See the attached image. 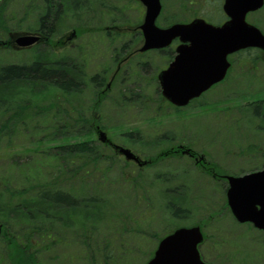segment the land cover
<instances>
[{
	"label": "rangeland",
	"instance_id": "374dc122",
	"mask_svg": "<svg viewBox=\"0 0 264 264\" xmlns=\"http://www.w3.org/2000/svg\"><path fill=\"white\" fill-rule=\"evenodd\" d=\"M62 1L66 3L65 12L56 26L57 32L59 31L57 36L50 39L52 44L38 43L29 49H16L15 40L8 37L9 33L40 32L29 29L32 24L29 20L18 23L26 14L27 0L9 2L10 30L0 33V64L31 63L36 59L53 64L66 60V58H77L78 52L82 49L84 57L87 61H91L87 68L91 76L100 70L103 64H109L107 84L117 65L113 59L125 45L124 43H128L129 48L126 53L120 51L121 58L131 49H138L142 45L140 30L137 26L143 21L144 5L139 0H102L104 5L100 6L95 3L92 6L94 9L87 12L85 9L88 8L83 7L75 11L73 7H69L67 0ZM38 2L41 0H37ZM161 2L163 11L157 21L160 26L189 22L196 17H205L216 24L226 19L222 8L224 0H161ZM96 9L95 14L93 11ZM39 12L35 9L31 12L33 13L31 17H38ZM74 12L79 13L74 14ZM248 21L264 33V8L251 12L248 15ZM85 25L86 27L114 26L115 31L122 33L121 41L112 43L107 34L97 30L86 31L87 33L85 32L80 37H70L74 29ZM11 40L12 42L5 46L1 43ZM259 54L260 59H255ZM160 56L157 50H150L143 54L137 53L122 64L119 73L115 79H112V82L117 81L114 85L112 83L110 96L117 102L120 98L119 94L130 93L134 89L135 93H143L141 96L152 99L149 102L152 107L132 106L131 110L123 114L122 110L114 105H103L102 122L107 127L105 131L111 139L115 143L131 148L142 158H146V155H154L159 147H156L157 142L153 141V138L151 142L143 138L166 134L169 138L167 140H171L174 145L166 147L168 145L166 143L157 146L164 147L165 150L179 144L190 146L200 154H204L207 160L215 163L217 165L215 170L219 174L238 176L264 169V61L262 51L251 49L233 55L231 57L233 65L226 80L204 93L202 97L193 102L192 106L178 111L169 109L157 92L158 81L155 79L164 67ZM142 63H147L148 66L141 67ZM124 72L127 73L128 79L121 83L119 76H122ZM87 82L80 97H85L90 89H95L93 83ZM16 88H19L18 91H15ZM16 88L4 90L0 95L6 97L11 94L26 97L33 94L39 100L44 101L49 99L55 90L53 87L41 90L39 86L28 87V85ZM202 102L204 105L196 106ZM155 115L156 117H153ZM37 129L36 131L21 130L24 132L20 138L24 141L21 146L22 151L30 147L41 136L36 135L37 132L44 131V129L38 131ZM127 130H140L139 138L142 142H134L125 137L122 131ZM94 138L97 140L95 134ZM16 139L15 142H17ZM57 141L60 142V140ZM253 147L257 148L256 152L252 151ZM42 155L25 152L21 156H16L14 161L6 158L1 165L8 168L16 163L10 170L13 171L17 180L19 179V174L16 172L18 168L22 172L28 167L34 168L43 158ZM178 158L166 159L152 167L142 169L145 182L140 184L139 191H132L139 195L146 193L151 199L148 202L140 200L136 206L134 205L135 194L120 179L117 169L114 168L107 174L100 169V173L90 180L93 184L101 177L106 178L102 182L100 192L108 198V205L96 217L91 216L88 219L77 212V215L73 217L74 223L78 224L84 219L89 222L93 220L100 227L98 234L101 237L122 242V246L117 249L120 252L113 253L110 264H143L148 258L147 254L157 243L155 237H149L152 232L158 233L161 237L177 227H189L196 224L204 225L205 241L201 244L200 251L208 263L264 264V231L248 223H239L234 218L227 204L225 205L228 184L224 179H216L210 172H203L201 167L200 170L193 160L186 156ZM122 160L125 162L124 159ZM131 166V171L136 174L138 166L133 164ZM52 171V168L45 170L41 173V177L49 178L54 175ZM157 173L171 174L172 177L164 183L161 178L155 177ZM177 205L186 210L175 216L174 211ZM124 217L128 219L126 228H122L118 222ZM21 221L17 223L20 227L23 226ZM77 227L66 229V235L69 236V233L75 231ZM142 230L150 233L146 237L151 241L140 240ZM102 240H97L101 242L100 245ZM97 241H94V244ZM70 244L71 241L68 240L66 246L43 253L41 258L44 262L51 264H87V262L88 264H103L102 258L97 253H87L78 245L71 246Z\"/></svg>",
	"mask_w": 264,
	"mask_h": 264
},
{
	"label": "trees",
	"instance_id": "16d2710c",
	"mask_svg": "<svg viewBox=\"0 0 264 264\" xmlns=\"http://www.w3.org/2000/svg\"><path fill=\"white\" fill-rule=\"evenodd\" d=\"M67 1L69 7H73L75 11L85 7L88 8L85 10L89 12L94 9L92 6L95 3L100 6L104 5L102 0ZM9 2L11 0H0V33L10 30ZM26 4V14L18 23L26 20L31 21L29 29L45 32L48 36L47 44H50V39L57 36L59 32H57L56 26L62 20L66 3L62 0H41L38 3L37 0H27ZM35 9H38L40 14L36 18H32L31 14L33 13L31 12ZM93 12L96 14L97 9ZM78 13L74 12V14ZM84 27H78L81 30V32L78 30V37L84 35L86 31L83 29L86 30L90 26L86 27L85 25ZM101 28L103 26L93 27L95 30H103ZM104 34L108 35L112 43L121 41L122 33L109 31ZM124 44L120 50L122 52L128 51L129 48L127 47L128 43ZM120 51L117 53L116 59L121 54ZM78 53L79 55L75 59L66 58V60L53 64L41 59L33 60L31 63L0 64V93L22 85L39 86L41 90L48 87L55 89L54 93H51L52 96L44 101L39 100L33 94L26 97L11 94L6 97L0 95V264H51L43 261L42 254L66 246L68 240L71 241V246L78 245L81 250L87 253H97L102 258L103 264H110L113 253L119 251L117 249L122 246V242L118 240H107L105 237H101L98 234L100 227L93 220L85 221V219L91 216L96 217L99 212H103L109 202L108 198L100 192L102 182L106 178L101 177L93 184L90 179L99 174L100 169H103V173L107 174L115 168L120 179L133 192L134 190L139 191L140 184L145 182L144 175L142 168H138L137 173L134 174L131 171V162H122L123 160L112 149L96 140L94 134L96 135L97 125L104 129L107 128L102 122L101 109L103 105H114L125 114L133 107L148 108L151 106L149 102L152 99L141 96L143 93H135L133 89L130 93L119 94L120 98L117 102L107 94L109 91L102 92L107 80V68L103 67L91 76L87 71L91 61H87L82 49ZM258 58V56L255 57V59ZM140 65L145 67L148 64ZM127 79V75H122L119 80L122 83ZM87 81L93 83L95 89H90L85 97H80ZM18 89L16 88L15 91ZM140 99L141 103L139 104ZM37 128L44 129V131ZM25 129L40 130L36 135L41 136L30 147L22 151L21 146L24 141H21L20 138L24 132L21 130ZM122 132L129 140L142 142V139L139 138L140 130ZM151 138L157 142V145L168 143L166 146L168 147L173 144L171 140H167L166 134L151 135L143 140L151 142ZM50 140L54 144L50 145L53 142H47ZM157 145L156 147L159 149L154 155H146L152 160V164L147 165L146 168L176 157L174 154L173 157L169 153L166 154L168 150ZM253 148L252 151L256 152L257 148ZM25 152L35 155L43 154L41 156L43 158L34 168L28 167L24 172L17 167L16 172L19 174V179L16 180L15 174L10 170L16 163L11 164V167L8 168L2 167L1 163L6 158L14 161L16 156H21ZM49 168H52L54 175L42 178L41 173ZM155 177L161 178V181L166 183L172 176L171 174L157 173ZM150 199L151 197L146 193L135 194L134 205L139 204L140 200L148 202ZM185 210L177 205L174 215L185 212ZM77 212L82 216L85 215L86 218L75 224L73 217L77 215ZM20 220L23 223L22 227L17 225ZM118 222L122 228H126L128 219L126 220L124 217ZM73 226L78 227L67 236L66 229ZM149 234L148 231L142 230L140 240L151 241L146 237ZM149 237L157 239V246L163 235L160 237L158 233L152 232ZM100 239H103L101 245L99 244L101 242L97 241ZM94 241L97 243L94 244ZM156 246L147 254L148 258L144 260L143 264L151 258Z\"/></svg>",
	"mask_w": 264,
	"mask_h": 264
},
{
	"label": "water",
	"instance_id": "95a60500",
	"mask_svg": "<svg viewBox=\"0 0 264 264\" xmlns=\"http://www.w3.org/2000/svg\"><path fill=\"white\" fill-rule=\"evenodd\" d=\"M147 7L141 29L144 45L141 51L163 47L176 37L189 45L180 47L179 55L160 75L164 95L178 105L187 104L216 82L221 81L230 66L228 55L247 47L264 51V34L247 21V14L264 5V0H225L224 10L229 19L214 25L203 18L170 27L157 26L161 0H141ZM75 34V33H74ZM73 34V36H74ZM16 46L29 47L40 40L37 34L12 33ZM99 139L109 141L105 131ZM127 160L145 164L130 149L110 141ZM228 204L240 222H252L264 230V169L244 175L226 176ZM204 239L200 226L180 227L161 239L154 256L146 264H207L200 256L198 244Z\"/></svg>",
	"mask_w": 264,
	"mask_h": 264
},
{
	"label": "flooded vegetation",
	"instance_id": "af4514ba",
	"mask_svg": "<svg viewBox=\"0 0 264 264\" xmlns=\"http://www.w3.org/2000/svg\"><path fill=\"white\" fill-rule=\"evenodd\" d=\"M179 48H180V43L178 42V40H176V42H174V43H172V44H170V45H168L166 47H163V48H160V49L157 50V51H159V53L161 55L160 58L163 61V66L164 67H162L161 70H164V69L168 68V66L170 65V63L172 61H174V59H175V57L177 55V52H178V49ZM116 56H117V54H116ZM114 59H115V61L117 63V66L116 67H117V69H119L121 59L119 57L117 59L116 58H114ZM170 105L173 106V107H175L172 104H170ZM171 106H169V107H171ZM182 151H183V149H182ZM190 153H192V152L190 151ZM189 155H191V154H189ZM192 156H196V155L193 154ZM203 163H206V161L203 162Z\"/></svg>",
	"mask_w": 264,
	"mask_h": 264
},
{
	"label": "bare ground",
	"instance_id": "6f19581e",
	"mask_svg": "<svg viewBox=\"0 0 264 264\" xmlns=\"http://www.w3.org/2000/svg\"><path fill=\"white\" fill-rule=\"evenodd\" d=\"M11 42H12V41H10L9 43H11ZM9 43H7V44H9ZM7 44H5V45H7ZM5 45H4V46H5Z\"/></svg>",
	"mask_w": 264,
	"mask_h": 264
}]
</instances>
